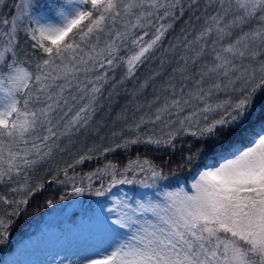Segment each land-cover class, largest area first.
Instances as JSON below:
<instances>
[{
  "label": "snow or ice",
  "instance_id": "6c2138e0",
  "mask_svg": "<svg viewBox=\"0 0 264 264\" xmlns=\"http://www.w3.org/2000/svg\"><path fill=\"white\" fill-rule=\"evenodd\" d=\"M129 83L124 126L100 136V102ZM135 145L164 149L168 169L137 155L75 171ZM45 165L60 201L102 198L73 222L75 264H264V0H0V244Z\"/></svg>",
  "mask_w": 264,
  "mask_h": 264
},
{
  "label": "trees",
  "instance_id": "16d2710c",
  "mask_svg": "<svg viewBox=\"0 0 264 264\" xmlns=\"http://www.w3.org/2000/svg\"><path fill=\"white\" fill-rule=\"evenodd\" d=\"M11 2V0H9ZM182 25L178 24L176 26V29L169 33L168 37L166 38L164 42V48H168L170 43H175L176 38L180 36V27ZM23 44V41H22ZM157 57H162L165 60L170 59L169 56H163L162 52L157 53ZM160 60L154 59L153 61H150L148 64L143 66L139 72L138 76L140 79H144L146 76L150 74L152 70H156L159 66ZM156 85L159 84V81L155 82ZM134 84L129 83L121 88H119L117 91L119 92V95L113 94L111 97V100L105 99L102 100L100 103L103 105V108L101 111L98 112V114L95 117V121H103L105 124V128L100 132V136H105L106 134H109L111 131H118L121 127H123L122 122H116L115 127L113 128V121H116L117 115L121 112V110L124 108V106L128 103V93L131 92L133 89ZM125 88L128 90V93L125 92ZM152 87H149L147 91L144 94V97H141V100H143L145 97L148 99H151L152 94ZM108 93L105 92V97H107ZM141 113L137 112L136 115L139 116ZM133 115L132 109L129 108L128 116L129 120H131V117ZM95 126V125H94ZM77 139V143L74 147H70L68 151L64 153H57L56 157L50 162V165L55 168L57 165L60 166H66V163L71 162L72 157L69 156V152L75 153L78 148L81 147V143L84 144L85 150L87 147H91L93 144H100L101 141L98 136H95V134L89 135L87 138L84 136H80ZM67 143V142H65ZM102 146H107V142H103ZM93 155H97L96 153H93ZM137 155L140 156L141 159L147 157L148 159L152 160L154 163L158 165H163L165 169H168V165L166 164V161L170 159V155L168 152H166L164 149L155 150L152 148H148L144 145H135L132 146L130 150L123 151L118 150L115 153L108 154L101 158H94L91 161H85L84 164L78 165L75 169L77 173H80L83 175L84 173L91 172L97 167H102L105 163L108 161H112L114 163H117L120 167H123L128 160L135 159ZM49 165H45L44 168L40 169L37 173H35V179L39 180L41 182L45 183V189L41 192L33 196L31 201L28 204L27 211L24 212L17 220L16 223L13 225V227L10 230V236L11 239H8L6 243L0 244V260L2 255L5 252H8L11 249L12 246V240L17 234H30L36 229V222L41 218L44 211H48L52 205H48L46 201L48 199L54 200V203L59 199L60 195H66L67 192L65 190V186L57 185L55 183H48L49 175L45 172V169L48 168ZM70 175L72 172L70 171ZM181 180H184L185 177L190 178V175L188 173H181L179 174ZM91 208V206H88L86 209ZM82 211L75 210L72 211L63 221L58 222L56 225L60 228H66V229H72L75 223H79V218L82 215ZM36 224V225H35ZM14 231V233H13Z\"/></svg>",
  "mask_w": 264,
  "mask_h": 264
},
{
  "label": "rangeland",
  "instance_id": "374dc122",
  "mask_svg": "<svg viewBox=\"0 0 264 264\" xmlns=\"http://www.w3.org/2000/svg\"><path fill=\"white\" fill-rule=\"evenodd\" d=\"M183 181L181 180V183ZM112 194L120 196L127 194L133 197L138 195V192L134 186L119 185L113 189ZM97 199L102 198L86 194L81 197L69 196L64 201L58 200L53 203L36 222V231L30 234H17L14 237L11 249L2 255L0 264H12L13 261H18L20 264H60L61 260L64 264H68V261H73L75 264L78 255L83 254L81 249L72 243L71 229L60 228L55 224L63 221L72 211L93 207Z\"/></svg>",
  "mask_w": 264,
  "mask_h": 264
}]
</instances>
